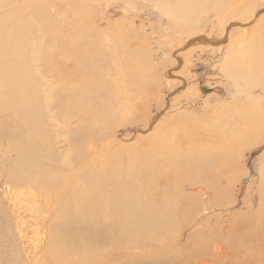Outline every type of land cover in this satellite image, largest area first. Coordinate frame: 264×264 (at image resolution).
<instances>
[{
    "label": "rangeland",
    "instance_id": "374dc122",
    "mask_svg": "<svg viewBox=\"0 0 264 264\" xmlns=\"http://www.w3.org/2000/svg\"><path fill=\"white\" fill-rule=\"evenodd\" d=\"M9 1L12 0H4L5 3ZM177 1L185 6L199 4L201 7L202 11L194 16V21L199 20L195 37L203 42L194 43L192 36L163 15L166 6H170L173 13L177 11L182 15V4ZM177 1L15 0L20 7L26 4L17 23V32L22 29L23 33L19 39L20 56L12 52L10 45L5 48L4 29L10 27L8 19L0 12V19L5 22L3 26L0 23V159L3 157L7 161L5 154L6 150L7 155L10 153V145H30L29 135L40 139L45 130L53 136L50 130L53 128L47 126L52 123L51 113L45 112V104H53L54 108L48 105L50 111L57 108V112H61L64 108L61 102L66 103L72 96L70 84L76 90L83 89L89 80L90 88L95 84L102 89L100 99L87 102L94 112L90 127L94 128L100 112L113 117L110 121L105 118L104 125L98 121L95 124L98 128L91 129L99 140L93 139L95 145L103 150L109 144L114 156L121 155L123 166L120 167L123 170L127 167L143 190L150 188L147 194L157 188L159 195L158 189H165L164 181H167L164 178L158 186V181L164 177L159 171L161 165L158 169L153 168L149 166L152 158H148L151 162L144 159V155L156 151L153 140L161 141L165 147L172 145L173 139L179 140L180 149L177 151L170 146L171 150L166 149L169 153H184L190 157L199 153L194 155L198 158L178 160L176 165L175 161H166L169 165H162L163 169L171 171V175L176 168L184 170L178 169V174H173L169 195L182 201L196 197L191 199L192 203L181 202V224L176 232H164L166 238L182 235L179 246L167 244L169 263L181 260L179 249L184 257H188L191 250V255L197 253L194 247L199 243L208 248L205 250L207 255L205 251L198 252L201 255L198 263L264 264V242L262 248L257 244L261 237L264 240V234L257 228L260 218H264V189L261 191L264 132L258 136L251 130L255 123L261 122L258 116H264L261 107L264 105V0H243L240 7L237 4L240 0ZM243 24L249 25L248 34H245L248 30L239 34L242 29L239 26ZM239 41L247 49L249 47L250 55L243 57L232 49ZM6 51L9 53H4ZM113 59L122 62L124 74L121 76L123 74L125 85L132 86V94L128 90L127 96L119 95L115 90L117 69ZM106 63L114 70L111 74ZM38 71L41 76L36 77ZM27 72L36 77L38 85L33 84V79L21 84L17 82L18 76L23 81ZM84 73L88 80L83 77ZM251 77L256 84H250L253 82ZM49 87L56 94L57 106L49 102L50 93L45 95L40 90L50 91ZM202 87L207 94L202 92ZM121 97L128 98V108L139 107L141 110L129 109L124 113V108L120 107ZM80 98L76 96L67 108L68 112L70 108L76 114L74 120L80 118L78 113L84 109ZM31 99L35 105H30ZM99 101L104 107H99ZM24 107L38 118L39 110L43 116L48 114L44 118L45 124H27L25 129L22 118L14 113L17 108ZM80 127L75 123L72 128ZM228 127L236 130L235 136L239 140L233 149L223 152L218 150L219 146L236 142L234 137L225 136ZM101 128L104 130L99 134ZM224 137L230 140L225 143ZM219 142L222 143L218 145ZM48 143L47 151L53 147ZM8 157L16 159L17 153L13 151ZM60 157L66 158V153ZM40 158L44 159L43 156ZM159 158L154 157V161ZM186 166L189 170H185ZM138 174L140 178H137ZM196 186L204 188L205 192H198ZM13 191L0 166V224L3 227L0 228V253L5 255L0 264H32L38 257L43 263L40 254L44 253L49 226L46 219H40L41 216L31 209L32 205L39 206L36 201H24ZM200 231L202 235H198ZM216 245L222 248L221 255L215 254ZM250 254L256 261L254 258L249 261Z\"/></svg>",
    "mask_w": 264,
    "mask_h": 264
},
{
    "label": "bare ground",
    "instance_id": "6f19581e",
    "mask_svg": "<svg viewBox=\"0 0 264 264\" xmlns=\"http://www.w3.org/2000/svg\"><path fill=\"white\" fill-rule=\"evenodd\" d=\"M4 3V0H0V12L6 19H8L9 24L7 23V25L10 27V29H4L6 40L4 45L5 48L10 45L12 47V52L17 53V55L20 56L22 51L20 49L21 44L19 43V39H22L21 36L23 33L22 29L20 32H17V23L20 21L19 13L25 10L26 4H24V7H20L15 0L9 1V3H5V5H3ZM15 3L17 6L14 5ZM236 3L237 1L233 2L234 5ZM180 4H182V15L177 11L176 13H173L170 6L163 7L162 13L172 20L178 27L182 28L188 35L192 36V41L197 43L201 41V39L195 37L197 29L196 26L198 25L199 20L194 21V16L201 12L202 9L198 6L199 4H190V6H185V3ZM237 4L240 7L243 4V0H240ZM237 4L236 7L238 6ZM16 14L18 15L15 16ZM0 23L2 25L5 22L3 19H0ZM11 23H13V27L10 26ZM239 27L242 28L239 30V34L242 35L245 30H248L249 25L243 24ZM248 32L249 30L246 31L245 34H248ZM39 40H41V38ZM241 43L242 41H239L236 44V48H234V45L232 49H236V52L241 54L240 56L245 57L246 54L250 55L249 47L247 49V46H243ZM4 53L9 52L6 51ZM113 62H115L114 67L117 69V75H115V90L119 95H126L128 90L132 94V86L126 84L128 87L127 89L125 85L126 81L124 80V82L122 79L124 74V70L122 72L121 69L123 67L122 62L118 59H113ZM106 67L109 69L111 68L109 74L114 72L110 64L106 63ZM30 72H27L25 77H22L24 78L23 81H20L21 78L18 76L17 82L21 84L25 80L33 79V84L38 85L36 77L41 76V74L38 71L36 72V77H34ZM121 73H123L122 76ZM247 75L249 74L247 73ZM83 77L86 80L89 78L85 73ZM247 78L244 79L247 80ZM251 79L253 78L251 77ZM253 82H250V84H256V82ZM89 83L90 81L88 80V83L86 82L83 89L77 90L73 88L72 84H70L72 89L70 94L73 97L71 96L66 103L61 102L64 107L61 112H57V108L54 109V111H50L48 105L53 107V104H45V112L51 113L49 119L52 123H49V125L47 124V126L53 128L50 129L51 132H53V136H51L50 133L48 134L49 131L44 132L45 130H42L43 132L40 134V139H38V137H34L35 135H29L30 137L28 136L27 140L30 145H27V143H15L14 145L9 146V151L11 150L10 153L13 151L17 153L16 159L8 157L10 154L9 153L7 155L8 150H6L5 154L7 161H5L3 157L0 159V166L5 171L6 183L14 190V194L20 196L18 198L22 197L24 201H36L39 206L37 207L32 205L31 209L34 211V214L36 213L41 216V218L39 217L40 219H46L45 222L49 226V230L46 232V246L43 248L44 253H39L44 262L41 263V258L38 257L33 260L32 264H194V261L197 262V264H210L209 261H200L198 263V259H200L201 256L198 252L207 250L208 246L199 243L195 245L194 242V251H197V253L191 255V250L189 256L184 257V253H182V250L179 249V257L181 260L179 262L171 261L169 263L167 259L170 255H167L169 250L167 244L170 242L173 246H179L182 235L176 234L173 237L166 238V234L164 233L165 231L176 232L177 228L181 224V202H183V204H188L189 202L192 203L191 199L195 200L196 197L182 201L174 199V196L172 197L169 195L168 188L173 183V174L176 173L177 175L178 169H180V171L182 170L181 172L184 170L182 168H176L171 175V171L163 169L162 165L166 167L167 162L171 163L172 161H175L174 164L176 165L178 160L181 161L185 159L186 161L191 160L192 157L198 158V156L194 155H198L199 153L193 154L191 157L184 153L181 155L174 154L173 152L169 153L166 149H170L171 147H175L177 151L180 149L181 142L179 140L173 139L172 145L169 144L168 147H165L166 145L164 146L161 141L153 140L152 144L157 146L156 151L154 154L147 153V155H144V159L146 162H151L148 159L151 157L152 162L149 166L153 168L158 169V166L161 165L159 171L164 175V177L158 181V186L162 185V180L164 178L167 181H164L165 189H158V191H160L159 195L157 193V188L147 194V190L150 188L143 190L141 185L140 187L138 186L139 184L135 176L126 169L127 167L125 168L124 166V170L120 167L123 166V163H120L122 159L121 155H118L119 157L117 155L114 156L109 144H107L103 150L95 145L96 142H94V140H99L96 135L92 133L91 129L96 130L98 128L95 127V124L98 121L102 122V125H104L105 118L110 121L113 117L111 114L107 115L100 112L98 119L96 118L97 120L94 122V128L90 127V122L93 121L92 118L94 112L91 111L87 102L90 99H100L102 97V89L100 90V88H98L95 84H92V87L90 88ZM55 85H57V83H55ZM137 86L138 85H136V89L138 90ZM49 88L50 91L44 88L40 90L45 95L50 93L51 96L48 98L49 102L54 103V105L57 106L56 94L51 92V87ZM57 88L58 87L56 86L55 90ZM76 96L81 97L79 101H83L84 109L83 112L79 111L78 113L80 118L74 120L77 117L76 114L74 111H71L70 108L68 112L67 108L73 104ZM121 98L122 101L120 107L124 108L122 110L124 113L128 112L129 109H135V111L140 109L139 107L128 108V105H126L129 103L128 98ZM109 99L111 100V96ZM33 100L34 99L30 100V105H35ZM98 105L100 107L102 102L99 101ZM131 105L134 104L131 103ZM102 107L104 106L102 105ZM261 107L264 108V105ZM34 108L38 107L34 106ZM39 111H37V115L40 116V118L32 116V110L27 109V107L17 108L14 113L18 117L22 118V122L25 124V129H27V124H45L44 118L47 117L48 114H44L43 116V114L41 115V112ZM258 120L261 122L255 123L251 130H253V135L260 136L264 132V123H262L264 122V116H258ZM75 123L80 124L82 128H72ZM103 130L104 128L99 129V134H101ZM236 133V130H233L232 127H228L225 136L234 137L236 142L226 143L225 140L228 141L230 139L228 137H224L223 139L226 144L219 146L218 150L221 149L223 152H226L227 150H231V148L233 149L237 140H239L238 136H235ZM193 141L198 142V140ZM47 142H50L51 144H48L51 146L53 144V147L49 151H47L46 148ZM222 142H219L218 145ZM186 144L189 145L188 141H186ZM59 150L60 152H58ZM121 150L118 151V154ZM33 151L36 153H33ZM64 153H66V158L62 159L60 156ZM41 156H43L45 160L41 159ZM156 156L160 157L159 160H157L158 162L154 161V157ZM59 159L62 162H60L62 165L58 163ZM114 159L115 163L113 164ZM193 166L195 167L196 164ZM185 170H189L187 166ZM140 177L141 175L139 176L138 174L137 178ZM261 181L262 191V189H264V170L261 174ZM196 187L199 188L197 189L199 190L198 192H205L204 188L199 186ZM207 192L210 191H206V193ZM207 198H210V194H207ZM262 199H264V197ZM40 222L42 223V221ZM257 224V228L260 230V233L264 234V218H260L259 223ZM0 228H3L1 224ZM6 231H8V229ZM198 235H202V231L198 232ZM263 242L264 240H262L261 237L260 242L257 244H260L259 246L262 248ZM222 251V248L216 245L214 251L215 254H220ZM3 256L0 253V262ZM248 256L250 259L249 261H251L252 258L255 259L253 254ZM163 257H166V259ZM205 260H207V258Z\"/></svg>",
    "mask_w": 264,
    "mask_h": 264
},
{
    "label": "water",
    "instance_id": "95a60500",
    "mask_svg": "<svg viewBox=\"0 0 264 264\" xmlns=\"http://www.w3.org/2000/svg\"><path fill=\"white\" fill-rule=\"evenodd\" d=\"M201 90H202V92H203L204 94H207V92H208L204 87H202ZM216 91H218V90H216Z\"/></svg>",
    "mask_w": 264,
    "mask_h": 264
}]
</instances>
